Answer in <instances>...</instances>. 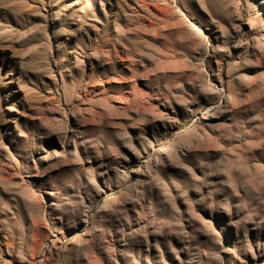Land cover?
Wrapping results in <instances>:
<instances>
[{
    "label": "rangeland",
    "instance_id": "rangeland-1",
    "mask_svg": "<svg viewBox=\"0 0 264 264\" xmlns=\"http://www.w3.org/2000/svg\"><path fill=\"white\" fill-rule=\"evenodd\" d=\"M0 264H264V0H0Z\"/></svg>",
    "mask_w": 264,
    "mask_h": 264
}]
</instances>
